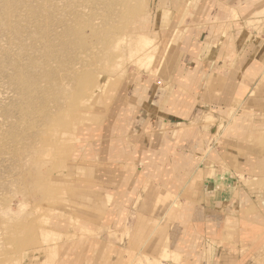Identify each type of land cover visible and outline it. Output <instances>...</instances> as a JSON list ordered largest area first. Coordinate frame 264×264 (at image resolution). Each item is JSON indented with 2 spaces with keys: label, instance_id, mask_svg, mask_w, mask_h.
<instances>
[{
  "label": "rangeland",
  "instance_id": "374dc122",
  "mask_svg": "<svg viewBox=\"0 0 264 264\" xmlns=\"http://www.w3.org/2000/svg\"><path fill=\"white\" fill-rule=\"evenodd\" d=\"M187 8L188 0H0V264H70L79 240L107 234L99 225L113 196L95 190L94 182L107 167L102 158L116 148L120 159L125 155L110 138L125 134L135 141L155 134L162 121L147 111H158L163 98L173 100L172 111H211L215 103L206 92L201 98L194 86L179 89L167 73L170 56H175L170 71L196 60L182 44L173 55L181 26L193 28L201 42L195 30L204 31L205 18L192 10L184 16ZM136 36L160 40L157 55L144 64L142 51L130 47ZM236 116L191 121L205 136L204 146L215 141L216 162L238 168L239 156H250L240 167L250 171L246 184L261 204L264 116L260 126L234 132L243 123ZM230 123L234 127L224 132ZM198 143L186 146L201 152ZM131 234L138 239L137 230ZM170 253L164 250L156 264H167Z\"/></svg>",
  "mask_w": 264,
  "mask_h": 264
},
{
  "label": "crops",
  "instance_id": "0c3cea01",
  "mask_svg": "<svg viewBox=\"0 0 264 264\" xmlns=\"http://www.w3.org/2000/svg\"><path fill=\"white\" fill-rule=\"evenodd\" d=\"M190 10L205 18L204 31L202 26L195 30L201 42L196 43L194 31L185 25L178 49L182 44L187 52L193 50L196 60L173 71L170 66L167 73L179 89L194 86V93L202 90L204 98L206 92L207 101L215 104L211 111H172L173 100L163 98L158 111H147L162 121L155 134L135 141L125 134L110 138L125 155L120 159L115 146L114 155L100 160L107 167L94 182L96 189L113 196L99 225L107 234L79 240L80 253L70 264H156L164 250L171 252L167 264L264 263V253L252 260L264 251V203L256 202L253 188L246 184L250 171L240 167L250 156H239L238 168L216 162L215 141L204 146L205 136L200 129L194 131L197 126L191 121L193 116L219 114L228 120L235 113L243 123L234 132L252 129L248 124L261 125L264 0H188L184 16ZM219 107L224 111H213ZM199 135L201 152L190 151L186 145H199L194 142ZM121 163H127L126 168ZM131 229L139 233L135 241ZM134 242L135 250L129 248Z\"/></svg>",
  "mask_w": 264,
  "mask_h": 264
},
{
  "label": "bare ground",
  "instance_id": "6f19581e",
  "mask_svg": "<svg viewBox=\"0 0 264 264\" xmlns=\"http://www.w3.org/2000/svg\"><path fill=\"white\" fill-rule=\"evenodd\" d=\"M128 3V2H127ZM125 5H127L126 3H125ZM140 6V5H139ZM142 6V5H141ZM126 7V6H125ZM143 8V7H142ZM124 15V14H123ZM254 18H256V16L254 17ZM249 20V19H248ZM255 20V19H254ZM236 22V21H235ZM80 27V26H79ZM193 29V28H192ZM184 30H185V26H181V28L179 29V31L177 32V34H176V37H175V41H174V45L172 46V48H173V55L174 54H176L175 52H177V49H178V46H179V43H180V41H181V38H182V36H183V33H184ZM87 31V30H86ZM237 31V30H236ZM89 33V32H88ZM87 33V34H88ZM239 33V32H238ZM85 35L86 34H84V37H85ZM91 37V36H90ZM137 37V36H136ZM136 37L133 39L132 37L130 38V41H132V42H130L131 44H130V47L131 48H134V50H139V51H142V53L140 54V61L143 63L144 61H143V59L144 58H146V59H150V58H152L153 56H156L157 54H156V52H157V48L155 47L156 45L159 47V44L160 43H158L160 40H158L157 38H156V40H153V41H148V39H140L139 40V37H137V39H136ZM143 38V37H142ZM227 38V37H226ZM240 38V37H239ZM151 38H149V40H150ZM153 39H155V38H153ZM229 39V38H228ZM116 40V39H115ZM119 40V39H118ZM143 42H142V41ZM117 41V40H116ZM141 41V42H140ZM148 41V42H147ZM241 41V40H240ZM83 42V41H82ZM222 44V43H221ZM263 45V44H262ZM54 47H56V45L54 46ZM190 47V46H189ZM195 48V47H194ZM112 49V48H111ZM189 50H190V48H189ZM111 51V50H110ZM137 53V52H136ZM111 60H114V58L113 57H110V61ZM174 60V56H170V57H168V60H167V63H168V67H166L167 68V72H168V70H169V68H170V66H171V61H173ZM128 63V62H127ZM132 64V63H131ZM144 64V63H143ZM109 66H110V63H109ZM142 66V65H141ZM82 73V72H81ZM83 74V73H82ZM95 74V73H94ZM126 76V75H125ZM81 77V76H80ZM84 77H86V76H84ZM93 79V78H92ZM78 81H80V79L78 80ZM92 82H94L93 80H92ZM81 83V82H80ZM89 83H91V82H89ZM97 83V82H96ZM93 84V83H92ZM91 84V85H92ZM79 87V86H78ZM81 88V87H80ZM93 88V87H92ZM183 90V89H182ZM89 94V93H88ZM94 94V93H93ZM91 95V94H90ZM92 96V95H91ZM94 96H95V94H94ZM180 96V95H179ZM89 97V96H88ZM183 99V98H182ZM91 100H93L92 98H91ZM178 100V99H177ZM92 103V102H91ZM236 120V119H235ZM234 122V121H233ZM229 123V122H228ZM239 124V123H238ZM232 125H233V127H234V125L235 124H232V123H230V125H228V128L226 129L225 128V130H224V132H226L227 130H229L230 128L232 129L233 127H232ZM226 127V126H225ZM223 132V133H224ZM222 133V134H223ZM193 139V138H192ZM260 141H262L261 139H260ZM84 148V147H83ZM85 149V148H84ZM85 150H87V148L85 149ZM80 152V151H79ZM71 153V152H70ZM84 153H85V151H84ZM113 153V152H112ZM81 154H83L82 153V151H81ZM90 154V153H89ZM76 155V154H75ZM74 155V157H76L77 158V156H75ZM78 155H80V154H78ZM111 155H113V154H111ZM68 156V155H67ZM80 157V156H79ZM74 159V158H73ZM77 159H79V158H77ZM76 160V159H75ZM74 161V160H73ZM109 161V160H108ZM113 164V163H112ZM122 165V167H124L123 166V164H121ZM127 165V164H126ZM154 166H155V163H154ZM125 168H126V166H125ZM163 169V168H162ZM71 180V179H70ZM57 182V181H56ZM62 186H63V184H62ZM98 189V188H97ZM97 189H95V190H97ZM75 190V189H74ZM92 190V189H91ZM100 190V189H99ZM77 191V190H76ZM78 192V191H77ZM82 192H85V191H82ZM84 194V193H83ZM87 194H89L90 195V193H87ZM95 194H97V193H95ZM98 194H100L99 192H98ZM97 194V195H98ZM85 195V194H84ZM100 195H103V194H100ZM91 202V201H90ZM83 204V203H82ZM80 205H81V203H80ZM79 204L78 205H76V206H79V207H81ZM85 205V206H84ZM83 206L84 207H86V204H84ZM88 207V206H87ZM88 209V208H87ZM203 211V210H202ZM68 216H70V215H68ZM76 234V233H75Z\"/></svg>",
  "mask_w": 264,
  "mask_h": 264
}]
</instances>
